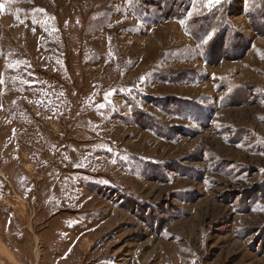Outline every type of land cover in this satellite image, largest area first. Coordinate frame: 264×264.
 Masks as SVG:
<instances>
[{"label":"rangeland","instance_id":"rangeland-1","mask_svg":"<svg viewBox=\"0 0 264 264\" xmlns=\"http://www.w3.org/2000/svg\"><path fill=\"white\" fill-rule=\"evenodd\" d=\"M251 23L264 0H0V264H264Z\"/></svg>","mask_w":264,"mask_h":264},{"label":"trees","instance_id":"trees-1","mask_svg":"<svg viewBox=\"0 0 264 264\" xmlns=\"http://www.w3.org/2000/svg\"><path fill=\"white\" fill-rule=\"evenodd\" d=\"M250 16V15H249ZM251 17V16H250ZM251 26L253 28V30L255 31L256 35L262 36L264 35V31H261L259 28V26H256L254 24L251 23ZM264 26V25H263ZM264 30V29H263Z\"/></svg>","mask_w":264,"mask_h":264},{"label":"snow or ice","instance_id":"snow-or-ice-1","mask_svg":"<svg viewBox=\"0 0 264 264\" xmlns=\"http://www.w3.org/2000/svg\"><path fill=\"white\" fill-rule=\"evenodd\" d=\"M213 3H219V0H209V4H213ZM3 81H0V83H2Z\"/></svg>","mask_w":264,"mask_h":264}]
</instances>
